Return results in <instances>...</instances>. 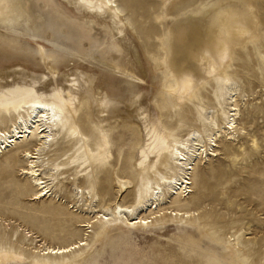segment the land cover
<instances>
[{
    "label": "bare ground",
    "instance_id": "obj_1",
    "mask_svg": "<svg viewBox=\"0 0 264 264\" xmlns=\"http://www.w3.org/2000/svg\"><path fill=\"white\" fill-rule=\"evenodd\" d=\"M141 1L126 0L117 4L116 0H0L1 70L11 66L22 68L25 73L13 71L12 77L32 81L42 79L45 74L54 78L60 68L77 66L84 70L83 73L75 71L76 79L68 81L72 86L63 89L53 84L55 88L45 94L35 89V83L34 87L29 86L30 83H14L0 89V126L6 118L12 121L11 126L0 129V155L12 147L21 149L19 154L27 164L25 174L38 191L34 194L36 199L56 195L52 176L60 175L54 172L59 166L51 159V147L61 136L74 135L79 140L80 153L72 158L71 164L100 170L102 155L110 143L108 135L111 131L105 128L117 127L116 122L121 117L126 118V124L138 122L135 126L140 128V139L133 146L135 154L131 162L120 160L124 146L120 141L117 159L110 164L119 168L114 174L119 192L125 193L128 189L125 178H134V202L131 205L114 203L110 209L99 215L95 211L91 217L90 213H78L82 219L75 214L68 222L80 223L78 228H91L100 218L124 223L126 227L147 228L163 217L160 213L166 199L170 201L166 210L171 209L170 213L182 218L190 217L188 204L198 206L201 194L209 185L202 170L197 180L190 183L196 161L201 162L203 156L217 152V145L221 146L224 155L230 154L226 141L234 139L233 133L238 126V84L227 78L225 62L231 50L239 49L252 39L245 2L187 0V7L195 5L198 9L176 25L170 32L172 36L160 39L161 48L149 45L147 49L151 48V51H146L144 47L148 54L146 61L136 40L144 42L151 31L144 29L139 20L135 23V19L124 15L126 7L129 12L136 13L134 18L152 17L151 10L155 5L142 10ZM174 1H169L171 8L175 6ZM138 10L144 14L140 15ZM185 10L186 7L166 14L173 17ZM35 38L49 44L51 50L46 51L44 45L32 41ZM29 40L41 45L40 51L32 47ZM96 47L100 55L98 64L103 67L98 73L93 71L92 64L84 65L85 57ZM149 65L153 74L147 69ZM30 67L39 68L43 73H32ZM159 73L162 76L168 74L169 82L160 89L159 100L154 104L155 115L148 110L145 99L148 75L152 77ZM209 82L213 85L209 86ZM201 90L207 91L211 107H204ZM80 104L85 107L84 120L78 114ZM94 116L98 121L93 124ZM247 117L241 120V128L251 127L249 123L253 120L250 118L247 122ZM159 118L162 123L157 120ZM190 118L197 121L201 131L193 127L183 139H176L163 129L170 125L180 128L182 122ZM80 121L88 128L84 132ZM31 141L35 143L33 150L26 148ZM94 144L97 149L92 148ZM96 182L92 178V183ZM191 185L195 189L193 195H190ZM106 188L101 186L103 194ZM73 197L76 203L77 197L81 202L83 199L96 202L97 199L96 195L92 197L78 187ZM203 197H207L206 191ZM157 214L160 218L154 217ZM25 233L31 237L30 232ZM86 237L69 246L42 243L35 246L34 253L42 256L41 264H80L90 251L77 255L76 250L92 248ZM13 258L22 259V253L2 250L1 260Z\"/></svg>",
    "mask_w": 264,
    "mask_h": 264
},
{
    "label": "rangeland",
    "instance_id": "obj_2",
    "mask_svg": "<svg viewBox=\"0 0 264 264\" xmlns=\"http://www.w3.org/2000/svg\"><path fill=\"white\" fill-rule=\"evenodd\" d=\"M121 1L126 0H116V3H122ZM169 1L142 0L140 7L142 10H146L151 4L155 5L154 10H151L154 18L150 16L146 17L147 19L144 15L143 18H134L136 13L129 12L125 7V17H132L135 23L139 20L144 29L151 31L144 42L134 38L141 53H147L144 47L146 51H151V45L161 48L160 39L169 38L176 25L198 9L195 5L187 7L189 5L187 0L183 3H180L182 0H176L175 6L171 8ZM243 1L248 7L247 21L252 39L244 42L239 49L231 50L225 62L227 78L238 84L240 94L237 104L240 112L236 117L238 126L233 133L234 139L226 141L228 149L231 150L230 154L224 155L221 146L217 145L215 148L218 149L217 152L213 154L208 152L209 156H203L201 162L196 161L194 171L190 173V183L197 180L202 170L209 185L205 188L206 198L203 197L205 191L202 194L200 192L198 206L188 204L190 217L182 218L170 213L171 209L166 210L170 201L166 199L160 213L163 217L157 222L153 221L147 228L126 227L124 223L103 221L102 218L87 229L78 228L80 223L73 225V221L69 224L68 221L75 214L81 218L78 213L88 215L90 213L91 217L96 211L99 215L105 209H110L114 203L131 205L136 198L133 194L134 178L131 176L125 178L128 189L125 193L119 192L114 175L119 168L110 165L117 159V146L120 141L124 143L120 160L131 162L135 154L133 148L140 139L138 122L137 126L126 124V118L121 117L122 119L116 122L117 127L105 128L111 131L108 135L110 143L106 153L102 155L103 167L100 170L91 169L86 164L85 167H81L79 163L71 164L72 158L80 153V143L74 135L64 138L61 136L56 141L51 147V159L59 166L54 172L57 171L60 176H52L53 191L56 193L54 197L35 198L34 194L38 191L25 174L27 164L19 154L21 149L12 147L0 155V254L3 249L22 253V259H0V264H41L40 260L43 258L34 253L35 246L42 243L49 246H69L87 235V243L92 248L76 250L77 255L90 251L80 264H264V0ZM185 7L186 10L176 16H167L169 12L173 14ZM142 10H138L140 15L144 14ZM32 41L44 45L46 51L51 50L49 44L39 38ZM32 41L29 40L30 45L40 51L41 45ZM149 45L151 48L147 49ZM92 51L85 57L84 65L89 67L87 64H92L93 71L98 73L103 70L102 65L98 64L100 61L98 47ZM63 53L67 54L68 51ZM144 54L141 55L147 61L145 57H148V54ZM29 69L32 73H43L39 68ZM147 69L153 74L151 65ZM13 71L22 72V68L12 66L2 70L0 68V89L11 87L15 85L14 83L26 85L30 83L29 86L35 83L37 85L35 89L44 94L52 91L55 86L65 89L72 83L68 81L76 79L75 71L84 72L83 67L60 68L54 78L45 74L42 79L32 81L12 77ZM148 76L145 104L148 110L157 115L154 104L159 100L160 89L169 82V75L162 76L159 73L152 77L150 74ZM212 85V82H209V86ZM206 92L201 90V98L204 107H211ZM79 106L78 114L84 120L85 107L81 104ZM181 113L184 114L183 111ZM246 117L247 122L252 118L253 123H249L251 127L241 128ZM157 120L162 123V118ZM96 121H98L96 117H92L93 124ZM2 123L0 129L11 126L12 121L6 118ZM182 123L180 128L170 125L163 129L176 139H183L193 127L202 130L198 128L194 118L186 119ZM80 126L82 131L88 129L84 128L81 121ZM34 144L31 141L26 148L33 150ZM92 148L97 149V144ZM92 178L100 184L92 183ZM100 185L107 187L105 194L102 193ZM77 187L90 193L92 197L96 195V202L92 201L93 199H83L81 202L77 197L76 203L73 194ZM194 193V186L191 185L190 195ZM160 214L154 217L160 218ZM25 231L30 232V238L26 236Z\"/></svg>",
    "mask_w": 264,
    "mask_h": 264
}]
</instances>
